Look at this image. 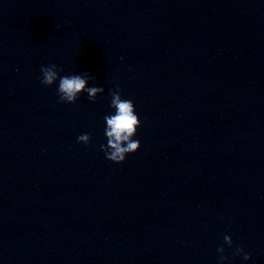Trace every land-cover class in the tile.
Returning a JSON list of instances; mask_svg holds the SVG:
<instances>
[{
    "label": "water",
    "instance_id": "obj_1",
    "mask_svg": "<svg viewBox=\"0 0 264 264\" xmlns=\"http://www.w3.org/2000/svg\"><path fill=\"white\" fill-rule=\"evenodd\" d=\"M0 264H264V0H0Z\"/></svg>",
    "mask_w": 264,
    "mask_h": 264
},
{
    "label": "clouds",
    "instance_id": "obj_2",
    "mask_svg": "<svg viewBox=\"0 0 264 264\" xmlns=\"http://www.w3.org/2000/svg\"><path fill=\"white\" fill-rule=\"evenodd\" d=\"M40 71L42 74L41 83L45 86H51L59 79L57 94L61 103H74L81 92H86L88 100L94 102L97 94L104 91L102 87H87L88 80L91 78L87 74L58 76V73L63 69H58L55 64L42 66ZM110 95L112 97L110 107L115 110V113L104 117L107 145L101 144L100 148L105 153L107 160L119 164L124 161L127 154L137 151L140 147L139 141L133 139L140 127V120L135 113L133 102L128 99H121L119 88L110 91ZM89 140L88 134L77 137L78 143L87 144ZM224 241L229 247L232 246L230 237L224 236ZM217 251L222 254L224 248L220 247ZM241 253H243L244 260L250 258V254L245 253L242 248H237L235 255ZM225 259V256H220L221 261Z\"/></svg>",
    "mask_w": 264,
    "mask_h": 264
}]
</instances>
